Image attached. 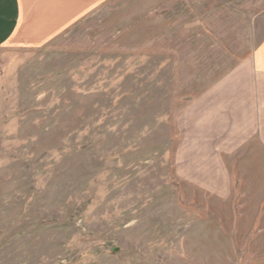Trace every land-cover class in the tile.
I'll use <instances>...</instances> for the list:
<instances>
[{
  "label": "rangeland",
  "instance_id": "374dc122",
  "mask_svg": "<svg viewBox=\"0 0 264 264\" xmlns=\"http://www.w3.org/2000/svg\"><path fill=\"white\" fill-rule=\"evenodd\" d=\"M263 35L264 0H109L0 48V264H264V164L227 158L223 199L182 154Z\"/></svg>",
  "mask_w": 264,
  "mask_h": 264
},
{
  "label": "crops",
  "instance_id": "0c3cea01",
  "mask_svg": "<svg viewBox=\"0 0 264 264\" xmlns=\"http://www.w3.org/2000/svg\"><path fill=\"white\" fill-rule=\"evenodd\" d=\"M108 1L0 0V48L13 42L29 47L45 44ZM234 69L191 103V141L186 152L182 150L191 159L188 164L209 166L217 175L202 186L223 199L230 195V182L221 166L237 162L227 158L245 157L252 160L240 163L264 164V35ZM221 175L223 191L216 188Z\"/></svg>",
  "mask_w": 264,
  "mask_h": 264
}]
</instances>
